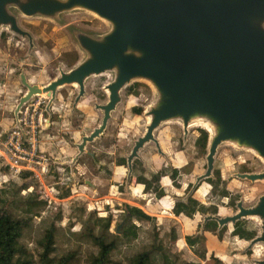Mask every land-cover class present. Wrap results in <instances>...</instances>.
<instances>
[{
	"label": "rangeland",
	"instance_id": "1",
	"mask_svg": "<svg viewBox=\"0 0 264 264\" xmlns=\"http://www.w3.org/2000/svg\"><path fill=\"white\" fill-rule=\"evenodd\" d=\"M64 20L67 25L88 30H107L101 19L86 13L66 15ZM20 24L35 36L36 49L27 56L25 41L6 31L0 34V150L7 133L14 128L13 110L25 90L19 81L20 74L23 72L30 84L44 85L57 75L58 68H70L77 62L71 61L70 55L76 53L77 58L80 57L65 26L24 17L20 18ZM107 81L108 78L102 76L89 82L87 97L77 105L73 119L69 115L76 89L64 87L58 92L52 107L55 120L50 121L48 129L43 131L44 138L42 134L40 137L41 142H46L44 149L52 157V169L47 178H43V183L37 180V185L20 190V174L6 168L0 157V207L3 206L15 221H29L21 239L22 245L36 254L38 240L46 226L53 224L56 229L54 254L59 257L76 251L80 264H86L90 254L96 252L87 238L90 233L105 235L109 239L119 237L124 241L112 256L113 264H127L132 255L151 246L176 255L178 264H252L250 259H262V245H255L247 254H241L257 234V228L250 229L251 224L256 226L253 220L240 221L244 224L241 230L235 229L240 223L237 222L222 228L219 233L217 228L213 231L204 228L200 233L203 215L199 206L207 209L205 214L231 215L236 211L239 199L248 205L264 192L263 183L242 181L232 176L242 173L241 170L256 172L263 167L251 152H235L228 146L220 148L213 178L202 181L187 203L179 202V199L186 196L195 177L206 168L205 154L195 161L189 152L203 146L206 152L208 134L199 126L189 129L184 143L182 126L175 123L162 125L155 137L171 159L173 169L170 170L164 156L155 154L153 144L147 145L144 148L146 173L139 168L141 174L132 181V190L127 194L123 191V168L113 169L111 164L98 168L89 157V153H93L106 166L112 157L127 154L133 142L143 134L146 125L144 109L153 95L142 82H132L123 89L122 102L105 133L88 144L87 153L74 166L76 179L71 177L63 161L69 162L76 154L72 143L79 142L99 124L101 114L94 109L92 102L106 99L104 86ZM40 101H43L41 107L45 108L47 99L43 96H34L24 107L33 104V108ZM45 117L47 121V114ZM45 187L52 188L54 195L61 200L57 211L53 213L42 205L33 213H25L27 199L41 201L40 192ZM195 237L198 240L192 242ZM34 264H38L37 257Z\"/></svg>",
	"mask_w": 264,
	"mask_h": 264
},
{
	"label": "water",
	"instance_id": "2",
	"mask_svg": "<svg viewBox=\"0 0 264 264\" xmlns=\"http://www.w3.org/2000/svg\"><path fill=\"white\" fill-rule=\"evenodd\" d=\"M77 13L101 19L107 30L67 25L64 16ZM21 17L65 26L80 57L70 68H58L44 85L30 84L20 74L25 90L13 110L14 127H20L19 112L34 96L47 99L49 126L60 89H76L74 110L87 97L92 79L108 78L106 99L92 102L101 114L99 124L72 143L76 154L65 163L73 179L88 144L100 139L113 119L123 89L139 81L153 97L143 113L145 131L127 155L128 180L132 160L140 159L147 145L165 157L155 134L162 125L175 123L182 126L184 143L191 127L208 134L206 168L181 202L187 203L202 181L213 178L216 156L225 146L251 152L263 164L259 171L233 177L264 184V0H0V34L6 31L25 41L29 56L36 38L21 26ZM243 220H253L257 227L241 251L245 255L255 245L264 246V192L248 205L239 199L231 215H204L200 233L208 222H215L219 233ZM251 263L264 264V257Z\"/></svg>",
	"mask_w": 264,
	"mask_h": 264
},
{
	"label": "trees",
	"instance_id": "3",
	"mask_svg": "<svg viewBox=\"0 0 264 264\" xmlns=\"http://www.w3.org/2000/svg\"><path fill=\"white\" fill-rule=\"evenodd\" d=\"M69 59L73 62L77 61V54L73 53V55L69 56ZM146 88L148 87L146 86ZM54 120L52 118L51 121ZM189 152L193 154L194 160L196 161L205 154V146L197 151L189 150ZM19 179L22 182L20 190L31 187L32 184H38L33 173L28 171L20 173ZM43 204V201L31 202L27 199L25 202L27 208L24 209V212L28 214L33 213L35 209H40ZM200 211L206 212L207 209L202 206ZM59 215H63V213H59ZM42 222L47 225L46 219H43ZM28 226L29 221H15L3 206L0 207V264H34L35 257H37L38 264H80L76 251L63 254L59 257L54 254L56 250V229L53 224L46 226V229L37 242L36 254H33L28 247L21 243L23 234ZM216 228L217 224L215 222H208L205 225V230L207 231H213ZM250 229L256 230V226L251 224ZM87 238L96 249V252L90 254L86 264H113L112 256L124 242L119 237L109 239L105 235L97 236L92 233L88 234ZM197 240V237H195L191 241L196 242ZM175 256L156 246H151L132 255L128 259L127 264H178V259Z\"/></svg>",
	"mask_w": 264,
	"mask_h": 264
},
{
	"label": "built area",
	"instance_id": "4",
	"mask_svg": "<svg viewBox=\"0 0 264 264\" xmlns=\"http://www.w3.org/2000/svg\"><path fill=\"white\" fill-rule=\"evenodd\" d=\"M42 102H38L36 108H32L33 104L21 108L20 127H14L7 133V138L1 143L2 149L0 150V157L6 168L15 174L31 172L41 183L52 169V157L50 152L44 149L46 142L40 140L41 134L44 138L43 131L49 127L46 124L45 108L41 107ZM20 115H22L21 118ZM47 145L50 148V143L47 142ZM40 200L44 202L45 208L53 213L57 211V205L61 202L49 187H45L40 192Z\"/></svg>",
	"mask_w": 264,
	"mask_h": 264
},
{
	"label": "flooded vegetation",
	"instance_id": "5",
	"mask_svg": "<svg viewBox=\"0 0 264 264\" xmlns=\"http://www.w3.org/2000/svg\"><path fill=\"white\" fill-rule=\"evenodd\" d=\"M104 96V95H103ZM76 113V108L74 109V110H71V114L69 115V117L71 118V119H73V115ZM65 143H66V140H65ZM133 144H134V142H133ZM161 146V145H160ZM132 147H133V145H132ZM132 147H131V150H132ZM146 149V148H145ZM145 149L144 150H142L141 152H140V159H138V158H134L133 160H132V163H131V174H130V179L128 180V177H129V172H130V169H129V165H128V160H127V155L131 152V150L127 153V154H125L123 157H120V156H116V157H112V161H110V163H108V165H106L105 166V164L103 163V162H101L99 159H97V157L93 154V153H89L90 154V158L92 159V161L98 166V168H105V167H109L110 166V164H111V167L113 168V169H116V168H119V167H121V168H123L124 170H125V178H124V181H123V191L127 194V193H129L131 190H132V184H133V180H135V178L138 176V175H140L141 173L140 172H138L139 171V168H140V171L142 172H144V174L146 173V164H145V159H144V155H145ZM163 151V150H162ZM164 152V151H163ZM165 153V152H164ZM65 154V153H64ZM155 154H158V155H160L159 153H158V151H157V149L155 148ZM165 155H166V157H164V159L166 160V162H167V164H168V166H169V168H170V170H172L173 169V164H172V161H171V159L168 157V154H166L165 153ZM163 157V156H162ZM64 163H66L67 161L65 160V161H63ZM65 166H66V164H65ZM67 168H69L68 166H66ZM112 168H111V170H112ZM69 170H70V168H69ZM111 170H110V174H111ZM241 172L242 173H246L247 171H244V170H241ZM113 173V172H112ZM249 173V172H248ZM70 174V173H69ZM150 175H153V173H150ZM72 177V176H71ZM112 180H114V177H112ZM192 186V185H191ZM191 188V187H190ZM168 198H169V196H167ZM164 198V196L161 198V199H163ZM179 202H181L180 201V199H179ZM201 207H202V205L201 206H199V208H198V210L200 211L201 210ZM207 212V211H206ZM206 212H201L200 211V213L204 216V215H206L205 213ZM205 228V227H204ZM257 228V227H256ZM235 256V255H234ZM250 261H251V259H250Z\"/></svg>",
	"mask_w": 264,
	"mask_h": 264
},
{
	"label": "bare ground",
	"instance_id": "6",
	"mask_svg": "<svg viewBox=\"0 0 264 264\" xmlns=\"http://www.w3.org/2000/svg\"><path fill=\"white\" fill-rule=\"evenodd\" d=\"M243 222L241 223H238L237 225H236V228L235 229H238V230H241L242 228H243Z\"/></svg>",
	"mask_w": 264,
	"mask_h": 264
}]
</instances>
